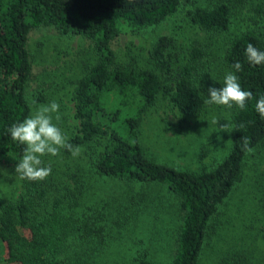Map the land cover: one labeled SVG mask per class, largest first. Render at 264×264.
Masks as SVG:
<instances>
[{
    "label": "trees",
    "instance_id": "obj_1",
    "mask_svg": "<svg viewBox=\"0 0 264 264\" xmlns=\"http://www.w3.org/2000/svg\"><path fill=\"white\" fill-rule=\"evenodd\" d=\"M180 9L204 40L183 46L173 36L157 37L147 52L151 68L118 61L115 39L162 25ZM41 28L91 46L75 59L80 76L71 101L78 125L65 134L83 151L42 157L51 175L31 182L15 172L24 146L8 129L33 112V102L50 103L40 89L32 101L27 94L33 77L29 34ZM249 43L264 51V0H0V264H157L149 248L124 239L130 221L143 220L139 214L152 205L146 194L112 190L129 183L161 185L176 199L181 227L170 264H205L208 257L210 264H264L256 249H264V119L255 110L264 95V65H249ZM236 62L242 64L235 73L241 87L254 98L246 110L233 107L231 120L221 124L232 127L226 157L202 171L150 160L139 143L147 112L162 99L181 116L200 115L210 106L208 89L223 86ZM233 195L234 248L211 247V234L229 225L220 220H232ZM113 246L118 254L109 252Z\"/></svg>",
    "mask_w": 264,
    "mask_h": 264
},
{
    "label": "rangeland",
    "instance_id": "obj_2",
    "mask_svg": "<svg viewBox=\"0 0 264 264\" xmlns=\"http://www.w3.org/2000/svg\"><path fill=\"white\" fill-rule=\"evenodd\" d=\"M165 35L173 36L183 46L195 39L202 41L207 37L191 26L184 11L180 9L162 25L121 34L112 42L111 47L119 62H131L139 67L151 68L147 52L157 37ZM28 44L33 69V77L27 88L28 98L30 101L34 100L35 93L40 89L44 96L50 97V102L62 101L64 107L60 108L62 118L58 127L65 134L76 132L78 121L73 119L71 97L72 84L79 78L80 70L75 66V59L82 51L87 50V54L89 53L91 42L81 37L66 39L53 28H41L30 32ZM232 116L233 109L210 105L198 116L184 117L172 109L168 101L160 99L157 105L147 112L139 127V143L147 157L155 163L194 171L208 170L219 164L229 152L232 127L225 126L226 132L215 131L223 121L229 122ZM213 121L217 123L214 124ZM261 169H264V166H261ZM0 173L4 175V171ZM124 185L122 188L112 189V185L108 183L106 189L121 192L127 197L146 194L152 201L151 208L139 214L143 220H132L129 223L132 225L123 230L124 239L135 242L141 249L149 248L153 262L170 264L178 246L176 235L181 227L176 199L167 194L161 185H153L151 189L137 183ZM0 188L3 189L1 181ZM245 191L246 188L239 191L235 202ZM4 196L5 192L0 190V201ZM235 206L233 195L228 210V213H231L229 218L232 220H220L229 221V225L225 224L224 229L218 227L217 233L211 234L209 237L211 247L215 245L228 251L234 248ZM111 241L110 245L116 244L113 236ZM0 247L2 253H5L4 246ZM113 248L116 247L113 246L109 252H112ZM256 249L259 257L264 255V249L259 250L257 245ZM115 251L113 253L118 254ZM210 258L206 259L205 264L209 263Z\"/></svg>",
    "mask_w": 264,
    "mask_h": 264
},
{
    "label": "clouds",
    "instance_id": "obj_3",
    "mask_svg": "<svg viewBox=\"0 0 264 264\" xmlns=\"http://www.w3.org/2000/svg\"><path fill=\"white\" fill-rule=\"evenodd\" d=\"M244 55L251 66L264 65V51L249 43L244 50ZM234 72L225 74L223 86L219 89L209 88L208 99L205 101L209 105L232 109L233 107L243 111L246 110L248 102L253 100V93L241 87L238 76L235 74L242 70V64L236 62L232 65ZM33 112L21 122L14 123L9 129L10 138L23 145L22 157L17 163L15 172L21 180L31 182L45 181L52 172L51 166H44L42 157H57L61 155V150L71 153L73 157L81 154L83 149L74 146L69 142V138L58 127L62 115L59 111L60 105L56 101H51L47 105H35ZM255 110L264 119V95L255 101ZM55 121V123H54ZM216 124V121H213ZM241 127H243L241 125ZM225 131V126L220 125L215 132ZM219 139V137H218ZM249 141L244 140V150L251 154L254 150L248 146Z\"/></svg>",
    "mask_w": 264,
    "mask_h": 264
}]
</instances>
